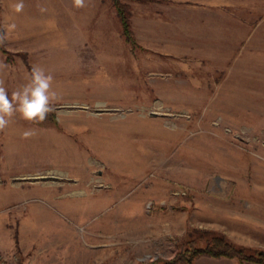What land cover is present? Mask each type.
Wrapping results in <instances>:
<instances>
[{
	"label": "rangeland",
	"instance_id": "374dc122",
	"mask_svg": "<svg viewBox=\"0 0 264 264\" xmlns=\"http://www.w3.org/2000/svg\"><path fill=\"white\" fill-rule=\"evenodd\" d=\"M13 1L0 79L11 95L41 66L59 98L0 131V255L187 264L215 235L264 248V0H121L135 44L111 0ZM205 256L193 264H249Z\"/></svg>",
	"mask_w": 264,
	"mask_h": 264
},
{
	"label": "clouds",
	"instance_id": "9594fccd",
	"mask_svg": "<svg viewBox=\"0 0 264 264\" xmlns=\"http://www.w3.org/2000/svg\"><path fill=\"white\" fill-rule=\"evenodd\" d=\"M73 6L77 9L84 8L86 0H73ZM24 7L23 0H18L13 5L16 13L22 12ZM41 11L46 9L42 8ZM7 21L6 16L4 25L0 27V45L8 40L9 33L16 28L14 23ZM6 67V64L0 62V70ZM4 84V80L0 79V131H4L17 114L25 121H45L53 111V103L59 98L53 87L54 76L41 66H33L27 82L12 91L11 95ZM33 134V130L29 129L23 132V137L29 138Z\"/></svg>",
	"mask_w": 264,
	"mask_h": 264
},
{
	"label": "trees",
	"instance_id": "16d2710c",
	"mask_svg": "<svg viewBox=\"0 0 264 264\" xmlns=\"http://www.w3.org/2000/svg\"><path fill=\"white\" fill-rule=\"evenodd\" d=\"M111 4L115 8L125 39L135 44L129 25L126 5L121 0H111ZM0 51L5 54L8 53L4 45H0ZM184 254L185 256H181V258H183V261H185L187 264H193V260L199 255H208L215 258H237V260L240 262L248 261L254 262L256 264H264V248H248L241 245H235L224 235L212 236L209 242L203 246L187 247V249L184 251ZM174 261V259H169L166 262L172 264Z\"/></svg>",
	"mask_w": 264,
	"mask_h": 264
},
{
	"label": "built area",
	"instance_id": "2783aa9c",
	"mask_svg": "<svg viewBox=\"0 0 264 264\" xmlns=\"http://www.w3.org/2000/svg\"><path fill=\"white\" fill-rule=\"evenodd\" d=\"M19 256L12 254L10 257L0 255V264H23L19 262Z\"/></svg>",
	"mask_w": 264,
	"mask_h": 264
},
{
	"label": "crops",
	"instance_id": "0c3cea01",
	"mask_svg": "<svg viewBox=\"0 0 264 264\" xmlns=\"http://www.w3.org/2000/svg\"><path fill=\"white\" fill-rule=\"evenodd\" d=\"M7 1H9V0H7ZM7 1L6 0H0V18L1 19H3V15H4V12H5V7H4V5H5V3H7ZM13 0H10V2H12ZM14 3H17L18 2V0H15V1H13ZM3 11V12H2ZM0 247L2 248V246L0 245ZM200 256V255H199ZM205 257H207V258H212V259H229V258H227V257H219V258H215V257H211V256H208V255H206ZM196 259V258H195ZM194 259V260H195ZM249 264H253V263H251V262H248Z\"/></svg>",
	"mask_w": 264,
	"mask_h": 264
}]
</instances>
